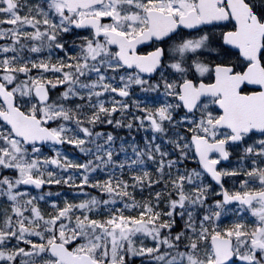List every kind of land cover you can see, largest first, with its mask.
I'll return each mask as SVG.
<instances>
[{"label":"snow or ice","instance_id":"6c2138e0","mask_svg":"<svg viewBox=\"0 0 264 264\" xmlns=\"http://www.w3.org/2000/svg\"><path fill=\"white\" fill-rule=\"evenodd\" d=\"M0 264H264V0H0Z\"/></svg>","mask_w":264,"mask_h":264}]
</instances>
